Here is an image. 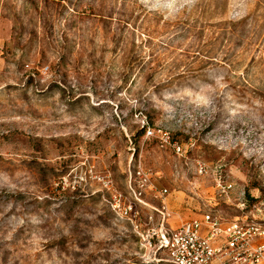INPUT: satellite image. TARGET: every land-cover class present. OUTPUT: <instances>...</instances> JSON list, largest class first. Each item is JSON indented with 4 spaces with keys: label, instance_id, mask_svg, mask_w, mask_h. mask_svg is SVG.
Segmentation results:
<instances>
[{
    "label": "rangeland",
    "instance_id": "rangeland-1",
    "mask_svg": "<svg viewBox=\"0 0 264 264\" xmlns=\"http://www.w3.org/2000/svg\"><path fill=\"white\" fill-rule=\"evenodd\" d=\"M208 212L264 219V0H0V264H170Z\"/></svg>",
    "mask_w": 264,
    "mask_h": 264
},
{
    "label": "built area",
    "instance_id": "built-area-1",
    "mask_svg": "<svg viewBox=\"0 0 264 264\" xmlns=\"http://www.w3.org/2000/svg\"><path fill=\"white\" fill-rule=\"evenodd\" d=\"M152 134L153 131H147V135ZM164 142L168 143L167 137ZM200 170L205 171L202 166ZM136 176L140 184L147 182L142 170ZM215 188L226 194L232 184L217 180ZM150 239L157 249L165 252L170 264H260L264 261V219L238 223L224 221L208 212L201 220L186 221L175 228L162 224Z\"/></svg>",
    "mask_w": 264,
    "mask_h": 264
},
{
    "label": "crops",
    "instance_id": "crops-1",
    "mask_svg": "<svg viewBox=\"0 0 264 264\" xmlns=\"http://www.w3.org/2000/svg\"><path fill=\"white\" fill-rule=\"evenodd\" d=\"M262 241H264V239H262ZM260 264H264V261H263V262H261Z\"/></svg>",
    "mask_w": 264,
    "mask_h": 264
}]
</instances>
